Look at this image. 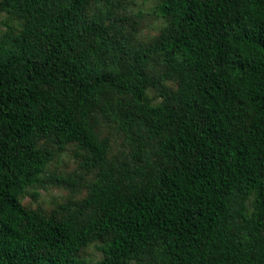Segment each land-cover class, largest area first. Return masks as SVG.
Returning a JSON list of instances; mask_svg holds the SVG:
<instances>
[{"label":"trees","instance_id":"trees-1","mask_svg":"<svg viewBox=\"0 0 264 264\" xmlns=\"http://www.w3.org/2000/svg\"><path fill=\"white\" fill-rule=\"evenodd\" d=\"M133 1L0 0V264H264V0Z\"/></svg>","mask_w":264,"mask_h":264},{"label":"rangeland","instance_id":"rangeland-1","mask_svg":"<svg viewBox=\"0 0 264 264\" xmlns=\"http://www.w3.org/2000/svg\"><path fill=\"white\" fill-rule=\"evenodd\" d=\"M157 0H134L132 3L133 11L136 13L141 11L143 20H142V30L143 36L148 38L152 35H155L158 32L159 26L161 25V19L156 10ZM75 166L74 162L65 157L64 161L57 163L53 166V169L56 171L71 170ZM41 197L39 202L50 206L53 204L55 199H62L66 193V190L60 187H49L48 189L41 188ZM26 201H33L32 196H27ZM34 202V201H33ZM35 203V202H34ZM84 255L93 260H97L102 257V251L99 250L95 245H92L86 249Z\"/></svg>","mask_w":264,"mask_h":264}]
</instances>
